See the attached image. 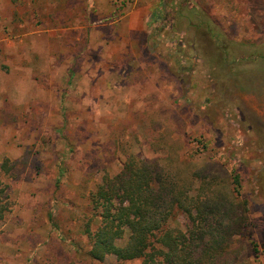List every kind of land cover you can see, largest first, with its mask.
<instances>
[{"label":"rangeland","instance_id":"1","mask_svg":"<svg viewBox=\"0 0 264 264\" xmlns=\"http://www.w3.org/2000/svg\"><path fill=\"white\" fill-rule=\"evenodd\" d=\"M167 147L229 179L264 264V0H0V264H79L103 174Z\"/></svg>","mask_w":264,"mask_h":264},{"label":"trees","instance_id":"2","mask_svg":"<svg viewBox=\"0 0 264 264\" xmlns=\"http://www.w3.org/2000/svg\"><path fill=\"white\" fill-rule=\"evenodd\" d=\"M161 151L166 156L158 159L131 155L119 173L106 172L97 182L85 218L88 249H76L77 263L246 264L247 202L228 178L216 176L209 166L202 174L200 166L181 159L176 148ZM2 167L12 171L7 164ZM1 194L3 219L8 207ZM53 213L50 210L49 221L57 227ZM178 215L185 217V229L171 227ZM109 257L116 263L108 262Z\"/></svg>","mask_w":264,"mask_h":264},{"label":"built area","instance_id":"3","mask_svg":"<svg viewBox=\"0 0 264 264\" xmlns=\"http://www.w3.org/2000/svg\"><path fill=\"white\" fill-rule=\"evenodd\" d=\"M120 1H125V2H129V1H131V0H120Z\"/></svg>","mask_w":264,"mask_h":264}]
</instances>
